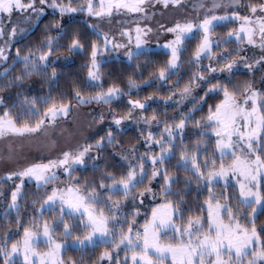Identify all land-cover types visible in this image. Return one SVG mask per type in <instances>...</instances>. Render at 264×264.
<instances>
[{"label": "snow or ice", "instance_id": "1", "mask_svg": "<svg viewBox=\"0 0 264 264\" xmlns=\"http://www.w3.org/2000/svg\"><path fill=\"white\" fill-rule=\"evenodd\" d=\"M0 264H264V0H0Z\"/></svg>", "mask_w": 264, "mask_h": 264}]
</instances>
